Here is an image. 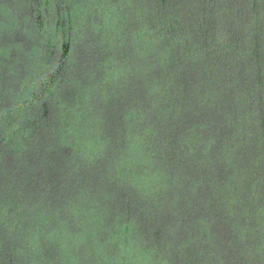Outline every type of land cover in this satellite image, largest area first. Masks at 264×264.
Returning <instances> with one entry per match:
<instances>
[{
  "label": "water",
  "instance_id": "95a60500",
  "mask_svg": "<svg viewBox=\"0 0 264 264\" xmlns=\"http://www.w3.org/2000/svg\"><path fill=\"white\" fill-rule=\"evenodd\" d=\"M0 264H264V0H0Z\"/></svg>",
  "mask_w": 264,
  "mask_h": 264
}]
</instances>
